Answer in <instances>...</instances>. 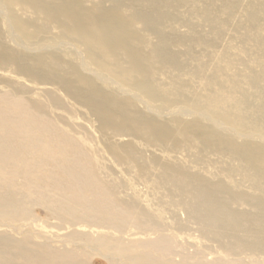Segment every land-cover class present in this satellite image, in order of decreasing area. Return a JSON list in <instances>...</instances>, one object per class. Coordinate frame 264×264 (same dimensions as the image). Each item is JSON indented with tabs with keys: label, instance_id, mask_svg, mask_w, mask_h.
Masks as SVG:
<instances>
[{
	"label": "bare ground",
	"instance_id": "obj_1",
	"mask_svg": "<svg viewBox=\"0 0 264 264\" xmlns=\"http://www.w3.org/2000/svg\"><path fill=\"white\" fill-rule=\"evenodd\" d=\"M0 85V226L109 264H264V0H0ZM72 252L0 232V264Z\"/></svg>",
	"mask_w": 264,
	"mask_h": 264
},
{
	"label": "rangeland",
	"instance_id": "obj_2",
	"mask_svg": "<svg viewBox=\"0 0 264 264\" xmlns=\"http://www.w3.org/2000/svg\"><path fill=\"white\" fill-rule=\"evenodd\" d=\"M2 29L4 31L8 32L9 27H8V25H6L4 23L2 25ZM10 35L11 36H9V41H10L11 45L15 46V43L18 44V42H16V40H15V42L13 41L14 38L16 37V35L14 33H11ZM69 48H70L69 46H66V47H60L59 46V49H69ZM11 77L15 80L14 76H11ZM0 88H2L1 85H0ZM38 93H40V92H38ZM40 98H42V97H40ZM139 106L141 109H143V107L145 108V106H147V105H145L144 103H140ZM81 111L83 112L84 109L83 110L81 109ZM187 118H189V116H185V119H187ZM78 121L80 123H82L86 128L91 130L95 137L98 136L97 133L95 132L97 124L95 121H93V119L92 120L90 119L88 122H85L84 120H78ZM121 141L125 142V141H127V138H123V139H121ZM117 170H118L119 175L122 176L123 174L121 173V168L117 167ZM141 189H143V188H141ZM35 211L37 212V214H39L43 218L46 216L45 210L41 207H37L35 209ZM184 218L185 217H182V219H184ZM48 222L50 224L56 223V221L54 219H51V220L49 219ZM83 230L86 232H89L94 237H96V236L119 237L120 236V234L113 232L112 230H109L106 228L92 229V230L83 229ZM0 232H6L9 235L16 238L17 240L23 239L24 236H26V234L28 233L33 237V240L35 243L46 242L49 245H51L53 248H58V249L59 248L61 249L63 247V245H66L68 250H73L72 253L77 255V256L75 255L77 258L76 262H78V263L80 262L81 264H109L108 260H106V258L103 255H101L102 253L99 250H97L94 246L92 247L93 250H91V248H87L86 243L83 240H79L76 243V245H73V243H66L65 244L63 238H59L56 236L57 234L63 235V233H65V231L60 232L56 228H53V227L49 226L48 224H44V223L39 222V223L35 224L34 230H32V229H29L27 227L24 228V226H22V224H20V223H17V224L15 223V224H13V227H11V228L6 227V226H0ZM197 236H199V234L197 232L190 231L188 233L187 232L184 233L182 235L181 240H184V241H182L184 243L189 242V244H192V243H195V241H193V240H196L197 242H199V238ZM121 237H122V240L124 241V243H132V242H136L139 240L145 241V240L154 239V238H156V235H154L153 233H146V232L141 233V232H138L135 229L131 228V230L128 233L121 235ZM192 237L194 239H191ZM90 246H92V245H90ZM129 253L130 254L140 253V250L134 248V249H131L129 251ZM212 258H213V256H210V259H212ZM162 259H164V258H162ZM162 259L160 258V261H157V263L167 264V261H164ZM176 259H179V258H176ZM122 262H124L126 264L129 263V262L125 261V259H122Z\"/></svg>",
	"mask_w": 264,
	"mask_h": 264
}]
</instances>
